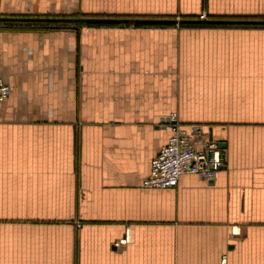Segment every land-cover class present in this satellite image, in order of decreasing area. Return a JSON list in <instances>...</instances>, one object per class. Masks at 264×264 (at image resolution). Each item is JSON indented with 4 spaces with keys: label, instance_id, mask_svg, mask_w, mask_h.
<instances>
[{
    "label": "crops",
    "instance_id": "crops-1",
    "mask_svg": "<svg viewBox=\"0 0 264 264\" xmlns=\"http://www.w3.org/2000/svg\"><path fill=\"white\" fill-rule=\"evenodd\" d=\"M81 14L240 19L264 0H0ZM70 24L0 30V264H264V24ZM171 114L219 149L213 180L142 186Z\"/></svg>",
    "mask_w": 264,
    "mask_h": 264
},
{
    "label": "built area",
    "instance_id": "built-area-1",
    "mask_svg": "<svg viewBox=\"0 0 264 264\" xmlns=\"http://www.w3.org/2000/svg\"><path fill=\"white\" fill-rule=\"evenodd\" d=\"M204 18L203 15L200 16ZM132 26V25H129ZM10 94V87L0 77V102ZM171 133L150 162L148 174L142 180L146 188H171L180 176L192 173L206 181L216 177L222 166L220 151L207 139L198 124L181 126L175 114L169 116Z\"/></svg>",
    "mask_w": 264,
    "mask_h": 264
},
{
    "label": "water",
    "instance_id": "water-1",
    "mask_svg": "<svg viewBox=\"0 0 264 264\" xmlns=\"http://www.w3.org/2000/svg\"><path fill=\"white\" fill-rule=\"evenodd\" d=\"M0 22H40V23H74V24H182V23H213V24H264V20L241 19H182L175 18H139V17H41V16H3ZM169 121V119H168Z\"/></svg>",
    "mask_w": 264,
    "mask_h": 264
},
{
    "label": "trees",
    "instance_id": "trees-1",
    "mask_svg": "<svg viewBox=\"0 0 264 264\" xmlns=\"http://www.w3.org/2000/svg\"><path fill=\"white\" fill-rule=\"evenodd\" d=\"M75 16H97V15H75ZM72 16V17H75ZM41 17H50V16H41ZM61 17V16H56ZM98 17H139V18H147L142 16H108V15H102ZM153 18V17H152ZM169 18V17H166ZM182 19H198L199 17H181ZM220 19H227V18H220ZM245 20H264V17H247V18H240ZM70 23H40V22H0V30H10V29H39V30H45V29H61V28H69ZM140 25V24H135Z\"/></svg>",
    "mask_w": 264,
    "mask_h": 264
},
{
    "label": "rangeland",
    "instance_id": "rangeland-1",
    "mask_svg": "<svg viewBox=\"0 0 264 264\" xmlns=\"http://www.w3.org/2000/svg\"><path fill=\"white\" fill-rule=\"evenodd\" d=\"M256 17H264V14L256 15Z\"/></svg>",
    "mask_w": 264,
    "mask_h": 264
}]
</instances>
